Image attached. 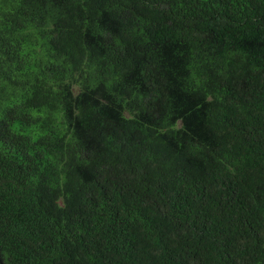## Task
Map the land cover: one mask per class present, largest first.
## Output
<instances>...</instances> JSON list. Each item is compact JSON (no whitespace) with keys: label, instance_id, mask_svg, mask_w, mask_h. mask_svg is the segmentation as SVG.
Wrapping results in <instances>:
<instances>
[{"label":"trees","instance_id":"trees-1","mask_svg":"<svg viewBox=\"0 0 264 264\" xmlns=\"http://www.w3.org/2000/svg\"><path fill=\"white\" fill-rule=\"evenodd\" d=\"M0 264H264V0H0Z\"/></svg>","mask_w":264,"mask_h":264}]
</instances>
